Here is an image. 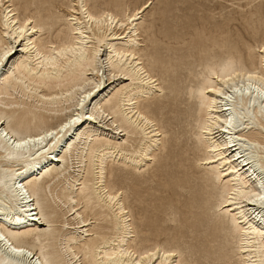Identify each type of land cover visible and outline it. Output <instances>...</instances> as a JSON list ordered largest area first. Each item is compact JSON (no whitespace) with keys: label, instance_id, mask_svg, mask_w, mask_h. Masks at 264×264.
Masks as SVG:
<instances>
[{"label":"bare ground","instance_id":"6f19581e","mask_svg":"<svg viewBox=\"0 0 264 264\" xmlns=\"http://www.w3.org/2000/svg\"><path fill=\"white\" fill-rule=\"evenodd\" d=\"M13 1L0 0V264H226L233 248L264 264V39L165 87L142 54L153 1L123 15ZM188 146L219 230L191 262L140 235L122 185Z\"/></svg>","mask_w":264,"mask_h":264},{"label":"rangeland","instance_id":"374dc122","mask_svg":"<svg viewBox=\"0 0 264 264\" xmlns=\"http://www.w3.org/2000/svg\"><path fill=\"white\" fill-rule=\"evenodd\" d=\"M54 1L58 9L53 8L50 13L61 10L66 14L70 0ZM148 1L153 4L142 21V54L165 87L184 81L189 72L202 71L204 62L219 63L229 53H244L246 45H256L264 39V30L257 21V15L264 14V0H90V5L123 15L127 9L142 7ZM25 2L13 1L23 14L30 11L25 10ZM63 27L67 32V25ZM115 80L112 84L121 79ZM155 114L161 122L167 123L165 116ZM52 116V121L58 117ZM106 128L111 131L110 126ZM175 131H179L178 127L169 126L168 136L177 135L175 140L179 142L182 134ZM187 148L189 146L185 152L182 150L186 154L183 162L174 157L159 158L151 169V176L135 179L126 174L127 180L122 185L129 202H134L132 208L140 235L147 234L149 243L161 241L165 246L178 248L187 262H191L190 256L199 257L200 249H204L212 234L219 230L214 224L216 201L209 193L210 182L206 184L202 168L197 165L203 153L197 149L186 152ZM230 246L234 247L233 242ZM234 253L235 248L230 251L226 264H237Z\"/></svg>","mask_w":264,"mask_h":264},{"label":"snow or ice","instance_id":"6c2138e0","mask_svg":"<svg viewBox=\"0 0 264 264\" xmlns=\"http://www.w3.org/2000/svg\"><path fill=\"white\" fill-rule=\"evenodd\" d=\"M262 200H264V197H261Z\"/></svg>","mask_w":264,"mask_h":264}]
</instances>
